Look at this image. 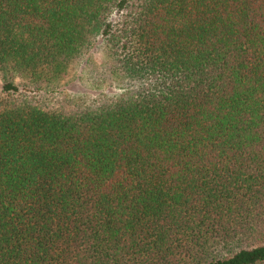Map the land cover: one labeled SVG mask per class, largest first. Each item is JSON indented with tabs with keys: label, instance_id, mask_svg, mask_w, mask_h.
<instances>
[{
	"label": "trees",
	"instance_id": "obj_1",
	"mask_svg": "<svg viewBox=\"0 0 264 264\" xmlns=\"http://www.w3.org/2000/svg\"><path fill=\"white\" fill-rule=\"evenodd\" d=\"M0 264H264V0H0Z\"/></svg>",
	"mask_w": 264,
	"mask_h": 264
},
{
	"label": "rangeland",
	"instance_id": "obj_2",
	"mask_svg": "<svg viewBox=\"0 0 264 264\" xmlns=\"http://www.w3.org/2000/svg\"><path fill=\"white\" fill-rule=\"evenodd\" d=\"M77 71H78V70H76V69L72 70L70 76H69L68 79H67L68 82H69L70 80H73L74 77H75V75H76V77H77V75H78V72H77ZM69 86H70V88L72 89V92H77V90L82 91V92L86 91V95H88V96H90V97H94L95 94L99 93L98 90L86 89V87L83 86V85L78 81L77 78L73 81V83L69 84ZM108 91H110V90L108 89Z\"/></svg>",
	"mask_w": 264,
	"mask_h": 264
}]
</instances>
